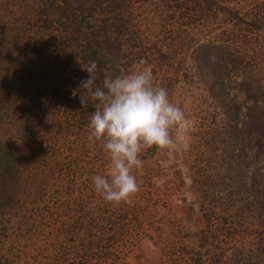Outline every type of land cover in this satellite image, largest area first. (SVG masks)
<instances>
[{"label":"trees","instance_id":"obj_1","mask_svg":"<svg viewBox=\"0 0 264 264\" xmlns=\"http://www.w3.org/2000/svg\"><path fill=\"white\" fill-rule=\"evenodd\" d=\"M251 1L0 0V239L6 240L0 264H13L19 251L34 253L30 264H127L122 253L145 236L149 217L132 187L139 177L153 186L155 169L136 164L142 169L137 177L119 171L114 187L109 168L130 159L137 134L143 152L161 145L158 135L145 134L147 112L132 116L129 127L119 123L117 87L133 64L147 65L146 83L154 75L178 83L180 93L196 78L210 93L214 106L205 103L200 111L214 107L217 137L206 141L211 156L198 157L204 172L199 187H216L213 177L230 181L229 172L250 168L251 159L264 161V47L251 51L248 44L264 33V0ZM19 11H32L42 28L22 38L27 62L36 57L47 65L35 78H12L11 65L16 73L20 62L12 53L11 65L3 62L4 42L19 39L8 12ZM214 29L222 31L213 35ZM7 81L13 91L2 89ZM146 90L151 100L160 92L152 84ZM170 100L167 108L174 106ZM74 132L81 139L68 147L79 156L62 164V139ZM119 133L127 135L126 144L116 140ZM59 139V149H51ZM42 157L45 173L35 163ZM250 177L238 213L231 202L204 207L216 229L198 232L195 244L175 245L168 264H264V163Z\"/></svg>","mask_w":264,"mask_h":264},{"label":"rangeland","instance_id":"obj_2","mask_svg":"<svg viewBox=\"0 0 264 264\" xmlns=\"http://www.w3.org/2000/svg\"><path fill=\"white\" fill-rule=\"evenodd\" d=\"M244 1L246 6H250L252 2L251 0ZM8 15V18L10 17L12 21H16L9 26L12 32H18L19 39L18 42L14 40L4 42V52L6 54L3 62L9 67V64L11 65L12 63H10V53H12L20 61L16 63L18 64L16 73H14V67L16 65H11L10 73L13 75L12 78L19 76L30 78L31 76L29 75L36 73L35 78L38 74L37 71L39 72L38 69L46 67L47 65L36 57L33 58L34 64L27 62L29 59L24 56L25 50L22 49V45L27 40H22V38L30 37L36 33L39 34L42 31L41 24H36V19L32 11H27V13L19 11L16 14L8 12ZM221 31L222 29H214L213 35H217ZM12 32H9L8 35H15ZM201 32V29H198V34ZM260 35V40L254 38L248 39V44L251 45V51L264 47V33L262 32ZM48 60L45 57V62ZM7 61H9V64ZM7 73L9 72L6 70L4 72V78ZM147 75L150 74L145 63L133 64L126 69L125 78L117 87L120 103L123 104V112L119 115V123L129 127L132 116L136 115L140 117L147 112V126L149 131L145 134L158 135L156 138L161 139V145L155 150H149L146 146L148 151L143 152L140 150L143 144L138 143H143L141 142L143 138L137 134L136 139H133L134 145L136 146L133 152L134 154L132 153L131 157H129L130 159L122 158L121 162L115 160L113 163L117 168H109V170L116 177V182L113 183L114 187H119L117 184V174L119 171L123 170L125 173L135 174L137 177L135 172H140L142 169L137 168L136 164L143 166H148L147 164H149L155 169L153 186L146 184L145 178L139 177V180L132 187L133 191H135L134 199L146 206L149 217H147V224L145 223V232L143 233L145 236L137 240L136 244L130 246L122 255L125 254L123 256L127 264H168L173 258L169 252L173 250L175 245L195 244V237H198V232L204 231L206 233L207 230L216 229V219L212 220L209 215L206 216L203 212L204 207L210 208L212 205H221L222 207L223 203L231 202L233 211L238 213L239 205L243 203L244 197L249 190L247 186L251 179V172L257 167L260 168L264 161L259 158L251 159V167L242 170L240 173L236 171V176L233 174L234 170L231 172L228 171L232 177L230 181L228 179L222 181L213 177V181L216 182L213 184L216 187H199L202 184L201 179L204 177V172H201L199 168L202 163L198 160V157L206 158L211 156L210 148L208 147L209 144L206 141L217 137V135L213 134V130L218 127L211 120L214 107L208 108L207 106L208 111L206 113L200 111L206 105L205 103H212V106H214L211 95L205 90L203 83L196 78L189 82L186 91L178 93L180 90L174 88L178 83L170 84L168 81H165L164 84L163 80L159 81L154 75L149 77L151 82L146 83L144 79L147 78ZM158 81L159 84H157ZM31 82L30 80L28 84H25L24 89ZM12 84L7 81L6 86H2V89L13 91ZM150 84L160 89L158 94H154L155 98L153 100H151V97H148L146 90V87L150 86ZM38 87H41L40 84L37 85ZM66 93L61 92L60 94L67 96ZM149 100H151L150 105H148ZM169 100L171 101L170 104L172 105L173 103L174 105L171 108H167ZM18 101L22 102V97H19ZM201 102L202 105L200 104ZM159 106L165 111L161 112ZM222 130L223 128H221ZM139 134L141 133L139 132ZM75 136L77 137L75 138ZM78 136V132H74L72 137H68L66 141L62 139V143L66 145V151L60 158L62 164L72 161L74 156H79V154L71 152L70 147H68V145L73 143L72 141H78V138L81 139ZM116 136V140L120 143L123 142L126 144L129 141L126 134L121 135L119 133ZM144 141L146 143L148 142L149 145L148 138H144ZM60 144L61 141L59 139L51 146V149H59ZM76 145V143L72 144L73 147H76ZM143 150H145V146ZM52 155L55 156L56 152L54 151ZM41 159L43 157L40 158L39 162L36 160L35 163L38 170L45 173L46 166L41 164ZM124 163L126 164L124 165ZM237 163L240 165L242 159L238 158ZM209 170L210 173H215L214 167H210ZM258 170L261 172L260 169ZM59 174L60 168L57 169V173L51 181L52 186L56 185L55 181H58L57 177H59ZM142 174L144 175V173ZM158 174L159 176H157ZM196 179L199 183L196 182ZM243 181L246 187H241ZM148 191L154 194L152 198H146L149 197L146 195ZM217 210L223 213L221 209L218 208ZM5 243L6 240L0 239V256L2 257H5L4 254L6 253L4 249ZM249 243L248 240L247 245ZM254 247L256 249L257 245H254ZM46 255V260L51 261L50 251ZM30 256H25L23 251L22 253L21 251L15 252L12 262L13 264H30L34 253L31 252ZM227 264H233V262H227Z\"/></svg>","mask_w":264,"mask_h":264}]
</instances>
